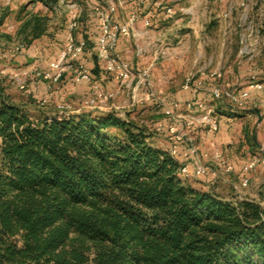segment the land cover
<instances>
[{
	"label": "trees",
	"instance_id": "1",
	"mask_svg": "<svg viewBox=\"0 0 264 264\" xmlns=\"http://www.w3.org/2000/svg\"><path fill=\"white\" fill-rule=\"evenodd\" d=\"M150 136L19 102L0 74V264H264L262 204L194 188Z\"/></svg>",
	"mask_w": 264,
	"mask_h": 264
},
{
	"label": "rangeland",
	"instance_id": "2",
	"mask_svg": "<svg viewBox=\"0 0 264 264\" xmlns=\"http://www.w3.org/2000/svg\"><path fill=\"white\" fill-rule=\"evenodd\" d=\"M46 1L51 6L45 0H0V74L6 78L8 92L15 100L31 104L40 110L71 113L78 109L79 113L96 117L101 115L95 113L98 110L115 112L121 118L128 115L150 133L161 136L164 142H171L166 129L162 132L156 130L159 122L166 121L163 109L170 98L160 92L163 89L161 84L160 87L154 84V73L164 78L170 72L169 67H174L180 61L182 64L172 73L173 80L179 82L178 89L189 75L200 76V73H204L202 71H206V76L212 71H221L222 83L227 89L248 86L251 82L260 81L264 75V0H148L155 6L148 5L146 12L157 15L153 18V23L147 26L140 14V8L144 5L134 4L131 0H96L99 15L110 13L108 2L114 4V13L119 19L131 16L126 22L141 15L131 23L133 49L128 60L133 63L138 58L144 60L145 69L150 72L155 96L150 101L137 103L131 99L129 87L120 86L115 81L119 93H114L117 92L116 87H107L99 81L101 89L109 96L104 102L91 107L87 104L86 94L80 98L74 97L79 95L80 83H75L70 74L57 83H51L36 77V72L41 71L40 67L30 72L27 67L29 63L20 65L17 60L25 53L24 49L32 44V30L36 23L54 34L63 29L65 21L69 20V25L73 17L80 21L79 12L83 8L80 0ZM74 4H77L76 7ZM152 15L150 18L154 17ZM32 97L35 102L30 100ZM199 98L208 106H213L218 115L225 112L222 100L211 96L204 99L201 95ZM249 106H255V111L264 112L259 103L253 105L250 102L245 105ZM101 108L105 110H100ZM29 111L39 115L37 109ZM251 119L255 120L254 117ZM252 120H246L248 125L244 124L247 129L241 145H247V148L244 152L241 146L238 149L245 159L264 157V148L260 152L254 143L253 136L257 135V131L253 130L255 124ZM107 132L123 137L114 128ZM148 141L152 144V140L148 138ZM194 146L197 148V145ZM198 153L201 157L199 150ZM200 161L208 169L206 175L187 178L182 176L194 188L211 189L229 198L254 199L264 207V178L256 180L251 171L248 173L249 183L244 186L238 172L232 170L216 175L212 166L201 158ZM2 162L0 153V166Z\"/></svg>",
	"mask_w": 264,
	"mask_h": 264
},
{
	"label": "built area",
	"instance_id": "3",
	"mask_svg": "<svg viewBox=\"0 0 264 264\" xmlns=\"http://www.w3.org/2000/svg\"><path fill=\"white\" fill-rule=\"evenodd\" d=\"M133 3L143 5L147 0H131ZM76 7V4H74ZM159 7L158 4H156ZM110 13H100V35L95 43L98 51V57L104 61L105 70L110 76H113L120 86H127L131 91V99L134 102L150 101L154 98L152 90V80L148 69L134 70L130 63L119 56L116 52L120 37L130 35L131 23L135 17L129 22L118 23L112 19L115 6L112 2H108ZM170 11V10H169ZM149 24V20H146ZM79 25L76 17H73L69 25L70 34L66 42L65 48L61 51L59 57L50 63L49 69L36 72V77L51 83L59 82L64 76L70 74L75 83L88 82L92 83V95L88 98L87 104L91 107L97 106L98 103L104 102L109 95H106L100 87L99 83L94 82L91 69L81 58L82 55L90 48L88 40L76 41L72 31ZM205 74L200 76L189 75L182 88L192 91L194 97L188 101H180L178 99H169L164 104L163 114L166 121L157 124L156 130L162 132L166 129L171 146L169 154L178 160L179 147L186 145V156L194 158L192 169L188 164H180V175L183 177H202L207 174L208 169L200 161L197 148L192 144V139L187 136L186 131L192 128L207 127L212 133H216L220 129V121L217 112L213 106H208L206 102L198 96L199 92L206 89ZM209 76L215 80V84L209 89L210 95L219 100H227L228 104L235 108H242L253 102L250 89L263 90V82H251L247 88L232 89L225 88L222 80L221 71H212ZM264 110V101L260 102ZM216 158L225 166V170L230 172L233 167L227 165L221 159L220 155ZM260 163H264V157H253L252 160L243 168L242 185L249 183V177L246 175L253 171Z\"/></svg>",
	"mask_w": 264,
	"mask_h": 264
},
{
	"label": "crops",
	"instance_id": "4",
	"mask_svg": "<svg viewBox=\"0 0 264 264\" xmlns=\"http://www.w3.org/2000/svg\"><path fill=\"white\" fill-rule=\"evenodd\" d=\"M80 2L83 4V8H81L79 12V25L78 27L72 31V34L76 41L80 40H89L91 41L94 46L90 47L83 55L82 59L87 64L88 67L91 69L97 67V64H99V68H105L104 61L101 60L98 57V51L95 46L96 41L99 38L100 35V16L99 12H97L98 9V3L96 0H80ZM133 3V2H132ZM135 4V3H134ZM77 5V4H76ZM80 5V4H79ZM141 10V15H143V22L144 24L151 25L153 23V18L157 14L152 15V13H147L146 9L149 5L148 1H146ZM81 6V5H80ZM78 7V6H77ZM82 7V6H81ZM55 8V7H54ZM141 15L135 16V19L140 18ZM150 15L154 16L150 18ZM131 17V16H130ZM128 18H118L116 16V13L112 14V19L115 22L118 23H125ZM146 20H149V24H146ZM42 34L37 37L33 38L34 36V28L32 30V44L28 46V48L22 53L23 56H19L17 58L18 61H20L21 64H28V68L30 69V72L34 69L41 70H47L49 69L50 63L54 60H56L61 51L65 48L66 42L68 40V36L70 34L69 29V20L65 21L63 24V29H59L57 33H50V29L45 31L44 28H42ZM138 34V33H137ZM139 34H142L139 33ZM133 45H132V37L131 35L122 36L119 40V43L117 44L116 52L119 56H121L123 59L127 60L132 68L134 70H141L142 68H146L145 62L143 59L138 58L135 60V63L132 61H129L130 53L132 52ZM97 56L98 63L95 59ZM182 64L180 61H177L175 63L174 67H169L170 72H168L167 76L157 75L154 73V84L156 87H160L159 84L163 86V89H161L160 92H164L167 97L171 99H178L180 101H188L191 100L194 97V93L192 91L184 90L182 88V85L180 89H178L179 82L173 80V74L174 71L179 67V65ZM18 65V66H20ZM191 69V66H190ZM5 70H1V72H4ZM206 74V71H202ZM208 76H205V86L206 89L199 92L198 96L201 95L206 99V97L211 96L209 93V89L215 84V80L209 76V73H207ZM201 75V73H200ZM67 76V75H66ZM65 76V77H66ZM94 82L99 83L101 81L103 85H106L107 87H112L117 89V92L119 93V89L117 87V81L113 76H109L107 73H103L101 69L97 71V73L94 71L93 73ZM165 80V81H164ZM264 83V82H263ZM92 83L88 82H82L79 85V95H74V97H83L85 94L86 97L89 98L92 95L91 89H92ZM247 88L246 86L241 87ZM238 88V89H241ZM103 92L104 90L101 89ZM105 93V92H104ZM251 97L253 99V105L254 104H260L261 101H264V89L263 90H256V89H250ZM105 94L108 95L106 92ZM212 97V96H211ZM68 98V97H67ZM122 98V97H121ZM223 107L225 112L220 113L219 121H220V129L216 133H212L208 130L207 127H200V128H192L190 130H187V136L192 139V144L194 143L197 145V149L200 152L201 159L204 162H207L209 166H212L214 168V174L224 173L225 166L220 163V161L216 158V155H220L221 159L226 162L227 165H230L233 167V171L238 172L240 175V179H243V168L252 160V158L245 159L244 157H241V152L238 150L241 146L242 152H244V149L247 148V145H241L242 140L244 137V134L247 129L248 121H251L252 117L255 118L253 121L255 124V127L253 128L254 131H257V143H255L257 149L260 152H263L264 148V112L255 111V106H249V107H242V108H235L228 104L227 100H222ZM105 110V109H100ZM80 110L75 109L71 113H79ZM106 112L110 111H104L99 112L96 111V114H104ZM247 125H244V124ZM243 124V125H242ZM243 126V127H242ZM245 126V127H244ZM159 137V138H158ZM150 140H152V145L159 147L163 150H168L171 146V142L167 141L164 142L161 138V136L152 133L149 137ZM240 142V143H239ZM261 142L262 144H260ZM240 144V145H239ZM257 144L261 145L259 147ZM186 145H181L179 147V153H178V161L180 164H188L190 166V169H192L194 158L192 156H186ZM253 177L258 179L264 178V163H260L256 166V168L253 170ZM246 175H249L248 173ZM205 188V187H204Z\"/></svg>",
	"mask_w": 264,
	"mask_h": 264
},
{
	"label": "water",
	"instance_id": "5",
	"mask_svg": "<svg viewBox=\"0 0 264 264\" xmlns=\"http://www.w3.org/2000/svg\"><path fill=\"white\" fill-rule=\"evenodd\" d=\"M253 139H254V141H255V143H257V137H256V135L254 134V136H253ZM259 147H261V145H259V144H257Z\"/></svg>",
	"mask_w": 264,
	"mask_h": 264
}]
</instances>
